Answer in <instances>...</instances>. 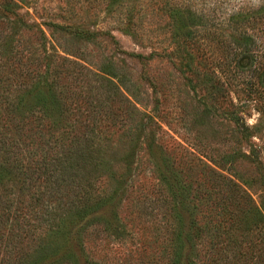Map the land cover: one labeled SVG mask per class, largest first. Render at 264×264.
<instances>
[{
  "label": "rangeland",
  "instance_id": "1",
  "mask_svg": "<svg viewBox=\"0 0 264 264\" xmlns=\"http://www.w3.org/2000/svg\"><path fill=\"white\" fill-rule=\"evenodd\" d=\"M10 1L18 8L0 0V45L15 36L6 64L15 67L20 83L33 81L44 47L64 68L72 66L63 59L84 67L69 70L85 75L90 87L95 74L119 83L122 94L119 110L108 113L95 131L93 149L102 156V169L97 173L89 166L79 174L91 178L100 195L114 198L118 221L111 227L95 222L76 232L72 240L81 251L80 264H161L163 229L172 221H188L174 210V178L182 182L179 199L190 207L199 233L215 236V224L204 225L206 217L226 209L233 213L226 221L229 229L243 240L241 251L257 253L264 225L261 236L259 227L243 234L235 216L244 210L255 218L256 208L264 217V49L249 35V30L264 35V8L242 11L228 29L201 32L195 26L202 21L176 7L175 0ZM2 9L18 18L3 21ZM175 25L187 27V33L173 35ZM246 44L251 51L241 54ZM64 68L54 82L62 95L71 87ZM19 123L9 132L26 159L30 119ZM4 156L0 153V160ZM211 170L237 183L236 205L219 192V205L207 200ZM1 176L0 264H7L8 251L30 254L32 241L44 244L47 237L39 234L54 217L41 212L43 221L31 223L40 230H31L29 172ZM213 247L206 246L211 252Z\"/></svg>",
  "mask_w": 264,
  "mask_h": 264
},
{
  "label": "trees",
  "instance_id": "2",
  "mask_svg": "<svg viewBox=\"0 0 264 264\" xmlns=\"http://www.w3.org/2000/svg\"><path fill=\"white\" fill-rule=\"evenodd\" d=\"M7 4L8 7L18 8L10 0ZM2 11L4 12L2 19L7 23L18 18L13 13L9 14V9L7 12L5 9ZM10 25L13 26L14 23ZM179 32L186 34L187 27L175 25L173 35ZM2 40L4 41L0 45L3 48L0 59V153L5 156L4 161L0 160V182L4 179L1 176L3 174L15 173L19 176L20 172L28 171L30 229L40 230L31 223L39 224L43 221L38 217L41 212H48L50 218L54 217L50 219L47 227L44 222V231L39 234L44 235L43 240L47 237L44 244L32 241L31 243L35 244L30 254L21 251L13 254L11 250H7L10 254L7 264H80L81 251L72 240L76 232L95 222L111 227L113 222L118 221L115 203L112 204L114 198L106 193L100 195L94 186L96 183L91 178L81 177L79 174H83L82 171L89 166L98 173L104 165L102 156L95 148L93 149L97 138L95 131L97 126H102L103 119L108 113L114 112L115 109L119 110L122 99L119 83L92 74L94 82L93 87H90L85 75L82 79L78 73L69 70L77 67L82 71L84 67L63 59L72 66L64 68L67 65L59 63L52 56H47L48 51L44 47L42 52L46 55L42 65L34 76L30 75L33 83H20L16 77L15 67L11 63L6 64V54H11L9 50L13 48L15 36L8 35ZM249 47L246 44L241 54L249 53L251 51L248 50ZM56 58L60 60L58 56ZM63 68L66 71L63 77L71 86L64 95L56 92L54 83L60 76L59 70ZM110 77L116 78L113 75ZM67 94L69 96L74 94L75 99H70ZM26 116L30 119V151L29 157L26 156L25 159L21 145L10 137L9 131L13 126L20 125L19 118ZM98 146L100 151V144ZM211 173L212 179L218 183L215 184L213 181L207 185L209 193L207 200L219 205L215 201V195L219 192L227 196L230 204L236 205L237 194H234L233 190L239 192L237 183L212 170ZM181 185L182 182L174 178L171 187L176 199L174 210L179 215L187 216L188 221L184 224L182 220L172 221L169 228L167 224L163 229L161 264H264L263 237L261 248H254L257 253L252 252L253 254L249 256L245 251H241L243 240L239 239V234H234V231L229 229L226 221L233 220V213H227L226 209H222V214L216 213L214 219L206 217L204 225L215 224L217 231L215 236L199 233L200 226L189 210L190 207H187L183 199H179L184 194ZM238 212L235 219L239 218L243 224L245 232L243 234L249 233L253 228L258 230L259 227L258 232L261 236L264 217L260 210L253 208L255 218H251L249 211L248 214H245L244 210ZM97 215L101 217L97 218ZM55 218L59 219L57 224H60L59 226L56 225ZM30 237H34V234ZM208 243L214 244L213 252L206 248Z\"/></svg>",
  "mask_w": 264,
  "mask_h": 264
},
{
  "label": "clouds",
  "instance_id": "3",
  "mask_svg": "<svg viewBox=\"0 0 264 264\" xmlns=\"http://www.w3.org/2000/svg\"><path fill=\"white\" fill-rule=\"evenodd\" d=\"M175 6L190 11L194 17L202 21L196 25L203 32L213 26L228 29L232 17L242 11H256L264 8V0H175ZM256 46L264 49V35L249 30Z\"/></svg>",
  "mask_w": 264,
  "mask_h": 264
}]
</instances>
